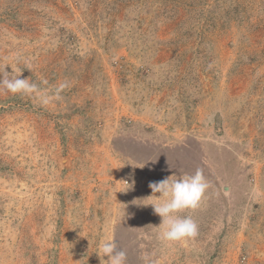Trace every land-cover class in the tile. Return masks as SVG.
Listing matches in <instances>:
<instances>
[{"label": "rangeland", "instance_id": "374dc122", "mask_svg": "<svg viewBox=\"0 0 264 264\" xmlns=\"http://www.w3.org/2000/svg\"><path fill=\"white\" fill-rule=\"evenodd\" d=\"M3 69L68 87L0 90V264H264V0H0ZM197 169L198 234L162 241L138 204Z\"/></svg>", "mask_w": 264, "mask_h": 264}, {"label": "clouds", "instance_id": "9594fccd", "mask_svg": "<svg viewBox=\"0 0 264 264\" xmlns=\"http://www.w3.org/2000/svg\"><path fill=\"white\" fill-rule=\"evenodd\" d=\"M21 58H17L19 61ZM25 68L31 70V62L24 60ZM22 70L16 71L14 75H8L4 69L0 78V90H6L12 94H22L34 99L39 105L47 106L54 99L59 100L60 93L68 87L66 83L58 87H47L48 81L41 79L40 84L31 82L28 78H20ZM43 85L44 87H42ZM152 197L159 193L157 199L151 200L154 213L162 218L159 239L162 241H181L187 238H195L198 234V226L191 216H181L179 213L186 209H196L200 206L205 194L210 187L203 171L197 169L193 174L183 175L179 179L174 175L158 182H151ZM102 255L108 257V264H125L126 253L118 248L115 241H107L102 245ZM147 259V258H145Z\"/></svg>", "mask_w": 264, "mask_h": 264}]
</instances>
